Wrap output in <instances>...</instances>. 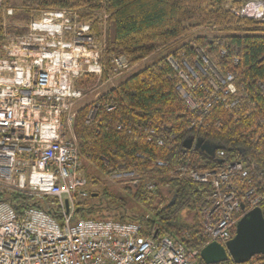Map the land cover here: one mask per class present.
<instances>
[{"label":"trees","instance_id":"trees-1","mask_svg":"<svg viewBox=\"0 0 264 264\" xmlns=\"http://www.w3.org/2000/svg\"><path fill=\"white\" fill-rule=\"evenodd\" d=\"M225 1L2 0L4 7L13 10L10 21H28L30 13L35 17L42 11L66 9L90 24L102 43L103 72L78 80L76 85L81 89L94 85L98 77L105 81L112 76L115 57H124L133 66L159 51L168 52L89 105L76 109L72 130L87 180V196L74 198L71 225L88 219L135 223L145 237H167L200 252L207 242L201 213L209 204L212 188L189 179L184 171L211 172L241 163L249 171L252 185L258 178L264 179V20L236 17ZM104 24L109 31L106 37ZM200 28L214 35L192 33ZM200 55L219 75L232 74L236 88L235 95H224V87L218 85L215 90L201 77V87L196 85L191 93L197 98L212 94L217 98L202 118L186 108L177 91L181 80L166 60L171 57L179 64L193 65ZM110 103L114 109L108 112L104 105ZM93 104H98V109L86 123ZM159 140L162 145H158ZM187 140L193 141L190 148L184 147ZM196 142L214 149L213 154L196 147ZM217 151L224 156H215ZM158 162L165 166H158ZM89 168L105 177L133 173L137 185L124 191L140 209L137 214H126L125 202L106 188L101 195L94 193L91 189L97 181ZM248 186L243 181L238 189ZM257 187L263 196L259 209L264 219V182ZM240 199L247 207L243 195ZM1 202L9 203L17 215L34 208L58 223L62 221L61 210L50 197L36 198L0 186ZM239 215L241 218L244 213ZM254 260L264 261V256H255L250 262ZM195 264H204L199 254ZM218 264L235 263L229 258Z\"/></svg>","mask_w":264,"mask_h":264},{"label":"built area","instance_id":"built-area-1","mask_svg":"<svg viewBox=\"0 0 264 264\" xmlns=\"http://www.w3.org/2000/svg\"><path fill=\"white\" fill-rule=\"evenodd\" d=\"M233 14L263 21L264 1L252 0ZM12 16L13 10L3 7L0 0V186L36 198H53L62 221L34 208L17 215L9 203L1 202L0 264H195L199 251L167 237H145L135 223L88 219L71 225L74 198L87 196V180L72 130L74 107L84 96L76 83L86 75L102 74V43L90 24L79 21L70 10L42 11L22 25L10 21ZM166 60L181 80L177 91L186 108L199 118L209 114L217 100L213 94L197 98L191 93L196 85L201 87V77L215 90L218 85L224 87V95L236 94L233 75H219L204 55L193 65L179 64L171 57ZM112 65L114 74L107 82L132 67L124 57L113 58ZM104 107L108 112L114 109L111 103ZM97 109L98 104L90 107L86 123ZM215 156L221 158L224 153L217 151ZM157 165L165 166L162 162ZM184 174L212 188L209 204L201 213L205 246L229 241L239 214L259 208L263 198L257 184L263 186L264 179L258 178L252 185L249 171L241 163ZM109 179L132 188L137 185L131 172L113 173ZM243 181L249 186L238 189Z\"/></svg>","mask_w":264,"mask_h":264},{"label":"water","instance_id":"water-1","mask_svg":"<svg viewBox=\"0 0 264 264\" xmlns=\"http://www.w3.org/2000/svg\"><path fill=\"white\" fill-rule=\"evenodd\" d=\"M192 143V140H187L184 147L190 148ZM195 146L210 155L214 152L208 146H201L200 142H196ZM240 208L244 210L243 205ZM255 256H264V219L259 208H253L239 219L234 236L225 244L211 242L199 252L204 264H218L229 258L235 264H246Z\"/></svg>","mask_w":264,"mask_h":264},{"label":"rangeland","instance_id":"rangeland-1","mask_svg":"<svg viewBox=\"0 0 264 264\" xmlns=\"http://www.w3.org/2000/svg\"><path fill=\"white\" fill-rule=\"evenodd\" d=\"M251 1L252 0H227V1H225V3H226V7H228V8L231 7V11L233 13V11L241 8L242 6L250 3ZM30 14H31V16H30L29 20L31 18H34V14L33 13H30ZM28 21H19L16 18H14V20H12V22H14L18 25L25 24ZM102 32H103V36H105V37H106V34L109 33L108 27L106 24H104ZM192 33L194 35H208L209 37H212L214 35L213 33H209L208 30L204 29V28L193 30ZM185 41H187V39ZM167 55H168V52L163 51V50L159 51L152 58L144 60L143 62L138 63L136 65H133L129 71H127L126 73H124L120 77L115 78L111 82H107L106 80L100 81V77H98V81L94 85H92L91 87H86V88L81 89L83 91L84 96L75 105L74 108L80 109L86 105H89L91 102H93L96 99H98L99 97H101V95L108 92L111 88L117 86L118 83H120L121 81H123L124 79H126L127 77L132 75L133 73L137 72L138 70H141L142 68H145V67L151 65L152 63H155L159 58L166 57ZM90 170L91 169L89 168V171ZM90 173H91V176L93 177V179L97 181L96 184L93 185L92 189H91L94 193L97 192V193H99L97 195H101L102 189L106 188L117 199H121L125 202L126 214H129V215L137 214V212L140 209H138L135 206V203L132 200V198L130 197V195H128V193L124 191L125 187H129L128 185H126L124 183H114L109 179V177H105V176L101 175L95 169H92V172L90 171Z\"/></svg>","mask_w":264,"mask_h":264}]
</instances>
